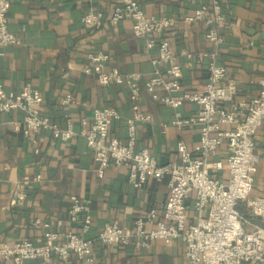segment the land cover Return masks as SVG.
Listing matches in <instances>:
<instances>
[{
    "label": "crops",
    "instance_id": "obj_1",
    "mask_svg": "<svg viewBox=\"0 0 264 264\" xmlns=\"http://www.w3.org/2000/svg\"><path fill=\"white\" fill-rule=\"evenodd\" d=\"M136 1L148 17H167L175 22L164 36L178 56L183 85L188 90L202 89L209 78V61L197 55L212 51L213 45L205 38L207 27L203 23H189L185 18L210 0ZM221 1L227 22L218 62L227 67V80L236 83L238 97L250 100L259 95L264 82V0ZM120 2L17 0L9 8V29L20 43L0 48L4 53L0 56V85L16 92L24 85L38 89L42 95L41 114L63 128L69 118L75 136L64 142L55 139L50 130H40L32 134L39 148L36 153V146L23 132V113L0 112V248L24 240L44 243V230L32 226L35 219L49 222L52 231H78L79 225L68 219L74 198L91 202L93 222L86 234L91 239H96L109 224L131 228L138 217L152 209L162 219L169 195L168 177L162 181L149 179L138 189L129 182L125 167H111L103 178L96 174L93 153L81 134L83 129L90 127L95 109L113 107L121 119L112 122L110 136L124 141L132 107L127 84L102 86L94 75L85 73L90 64L89 53L109 54L107 70L117 69L123 76L140 75L141 109L152 120L137 125V149H149L159 165L178 158L179 142L197 152L199 125L181 129L169 126L164 130L163 125H170L175 111L154 101L145 88V81L154 71L152 59L158 55L157 48L147 51V39L134 36L132 21L111 22L113 10ZM89 11L103 16L100 28L85 26L83 17ZM67 94L73 96L74 103L63 106ZM198 110L197 105L189 103L179 108L185 119L195 117ZM255 142L259 163L253 171V196H264V124ZM226 158L227 150L223 146L211 160L225 162ZM216 174L222 180L228 176L227 169ZM38 175L40 180H36ZM16 190L24 191L27 198L13 200ZM185 250L181 240L167 244L157 239L149 249L98 242L92 248V263L73 254L68 261L55 257L52 264H187ZM0 264L13 262L0 260ZM24 264L41 263L33 260Z\"/></svg>",
    "mask_w": 264,
    "mask_h": 264
},
{
    "label": "built area",
    "instance_id": "obj_2",
    "mask_svg": "<svg viewBox=\"0 0 264 264\" xmlns=\"http://www.w3.org/2000/svg\"><path fill=\"white\" fill-rule=\"evenodd\" d=\"M17 0H0V48L17 45L19 39L9 29V8ZM221 0H210L192 15L185 18L189 23H203L207 27L205 38L213 50L197 55L208 58L209 78L202 89L188 90L182 82L183 71L168 38L164 35L175 22L167 17H148L136 0H121L111 15V22L118 24L126 19L132 21L135 37L146 38V49L157 48L158 55L152 59L153 74L145 81V88L152 99L174 109L170 125L179 129L188 125H199L200 142L194 153L184 142L177 143L178 158L166 165H159L149 149H137V125L152 120V116L141 109L139 87L140 75L123 76L117 69L107 70L110 55L104 52L89 53V65L85 73L94 75L102 86L112 83L127 84L130 88L132 116L127 120V137L122 141L110 136L113 121L121 115L113 107L95 109L90 127H85L82 136L92 151L96 174L103 178L111 167H125L129 182L135 188H142L149 179L162 181L169 178V195L162 219L155 209L138 217L131 228L118 224L107 225L96 239L87 238L93 219L90 201L74 198L68 210V219L79 225L78 231L57 232L51 230L49 222L35 219L32 226L44 230L45 242L30 240L0 248V260L24 264L39 261L52 264L55 257L68 261L76 255L86 263L94 261L92 248L96 243L103 245L133 246L149 249L153 241L160 239L170 244L181 240L185 246L187 264H264V196H253V171L259 163L255 136L264 124V82L256 98H239L236 83L228 81V69L218 62L220 46L224 43L223 29L226 15ZM83 22L88 28H100L102 15L89 11ZM157 35L161 36L158 40ZM4 53L0 51V56ZM191 57V55H188ZM191 66V64H190ZM74 103L67 94L62 105ZM184 103L199 107L191 119H185L179 112ZM42 95L31 85H24L19 92L7 91L0 85V112L23 113V132L36 146L32 134L50 130L55 139L68 142L75 132L72 122L66 119L65 128L41 114ZM86 126V121H83ZM225 146L227 158L211 160ZM227 169L225 180L217 177ZM38 175L36 180H40ZM13 200L23 201L27 194L16 190ZM193 211L190 212V202ZM246 205L252 219L239 210ZM259 219L261 224L253 221ZM62 226V222H58Z\"/></svg>",
    "mask_w": 264,
    "mask_h": 264
},
{
    "label": "trees",
    "instance_id": "obj_3",
    "mask_svg": "<svg viewBox=\"0 0 264 264\" xmlns=\"http://www.w3.org/2000/svg\"><path fill=\"white\" fill-rule=\"evenodd\" d=\"M242 208H239L240 209V212L246 217V218H250L252 219L251 215L249 214L248 210L246 209L245 205L241 204L240 205ZM254 222L258 223V224H261L260 220L259 219H253Z\"/></svg>",
    "mask_w": 264,
    "mask_h": 264
},
{
    "label": "rangeland",
    "instance_id": "obj_4",
    "mask_svg": "<svg viewBox=\"0 0 264 264\" xmlns=\"http://www.w3.org/2000/svg\"><path fill=\"white\" fill-rule=\"evenodd\" d=\"M244 205V204H243ZM245 207H246V205H245ZM239 208H242L241 206H239ZM246 209H247V207H246ZM240 210V209H239Z\"/></svg>",
    "mask_w": 264,
    "mask_h": 264
}]
</instances>
